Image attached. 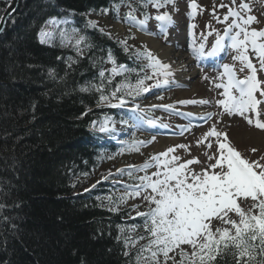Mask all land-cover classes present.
<instances>
[{
	"label": "snow or ice",
	"instance_id": "1",
	"mask_svg": "<svg viewBox=\"0 0 264 264\" xmlns=\"http://www.w3.org/2000/svg\"><path fill=\"white\" fill-rule=\"evenodd\" d=\"M5 4L10 7L11 0H5ZM149 5L156 10L155 16L147 12ZM168 5L179 11L175 7L176 0H136L135 4L133 0H112L111 9L104 8L99 14L119 16L121 7L127 8L120 22L128 25L129 33L133 27L137 31H146L147 22L155 19L158 31L167 43L168 28L174 21L170 12L161 13L160 10ZM188 6L189 20H193L201 6L196 0H190ZM218 7L227 8L222 18L216 15L215 7L212 10L216 22L224 25L222 33L218 29H212L207 35L201 33L197 43L194 32L197 26L189 23V51L193 59L204 61L214 60L226 50H231L234 53L232 60L238 62L240 67L237 69L235 63H222L217 77L212 81L216 89H222L218 94L222 98L217 99L215 104L220 112H208L200 117L205 123L214 121L195 142L196 147L203 146L201 155L204 159L200 156L184 159L177 149H183L191 156V146L180 144L151 155L139 168L128 165L126 169H117L116 175L127 173L136 183L124 186V194L119 201L109 197L108 210L118 212L120 205L127 204L129 199H140L146 206V211H139L140 204L131 206L136 215L129 213V216L133 220L141 218L140 224L118 226L120 234L116 240L123 245L125 264H264V155L256 160L242 156L232 145L227 132L217 127L222 122V116L228 115L239 116L249 126L264 131V79L258 75L264 73V27H254L264 25V15L253 14L250 0H239V3L230 0L229 4L221 3ZM140 8L144 9L141 12L143 19L137 18ZM67 24V19L49 18L37 33L39 42L53 47H71L77 57L83 58L94 45L82 29H69ZM86 26L112 38V33H106L99 27L98 21L89 19ZM205 27L211 26L208 24ZM147 34L155 35L153 32ZM213 34L215 40L208 49L207 40ZM131 39H135V36L129 35L119 43L126 54L132 55L141 64L140 67L130 69L127 65L118 64L113 54L108 52L106 59L101 57L100 62L112 67L98 70V84L91 82L89 86L81 88V91L94 90L99 93L98 105L123 108L128 103V97L135 101L152 89L170 87L176 83L171 63L162 61L145 45L139 49L130 45L128 40ZM75 63L76 59L68 58L69 68ZM129 72L137 73L134 84L127 83L125 74ZM240 73L244 74L242 78ZM49 76L56 79L52 71ZM116 76H124L125 81L110 87ZM204 79L209 80V77L205 76ZM156 98L163 99L160 95ZM177 103L204 106L211 105V100ZM162 107L165 110L173 108L172 105ZM139 111L140 104L136 103L131 109L132 115L122 123L139 128L144 120L136 115ZM147 123L154 125L155 121L148 120ZM92 126L100 134L112 135L116 132L114 122L108 117L93 121ZM184 131L191 129L181 128L180 134L183 135ZM121 143L127 145L122 152H139L146 142ZM214 146L215 151H212ZM251 151L255 153L258 149ZM150 168L155 171L149 173ZM135 172L144 174L135 176ZM4 207V204H0V209ZM3 219L9 220L8 217ZM10 226L16 227L14 223Z\"/></svg>",
	"mask_w": 264,
	"mask_h": 264
},
{
	"label": "trees",
	"instance_id": "2",
	"mask_svg": "<svg viewBox=\"0 0 264 264\" xmlns=\"http://www.w3.org/2000/svg\"><path fill=\"white\" fill-rule=\"evenodd\" d=\"M6 7L0 0V17ZM111 7L112 0H19L0 34V204L5 205L0 264H125L118 226L142 221L130 218V207L108 210V198L119 201L122 194L101 181L107 169L99 170L100 154L121 147L98 144L92 126L105 117L115 122L118 111L98 105L94 90L81 91L99 83L101 57L108 52L118 64L141 66L123 51L120 39L86 26L91 16ZM51 17L71 18L87 34L92 51L79 58L71 47L40 44L37 32ZM69 57L77 60L71 68ZM125 75L127 83H135L136 72ZM122 81L118 76L110 87ZM84 176L100 181L85 191Z\"/></svg>",
	"mask_w": 264,
	"mask_h": 264
},
{
	"label": "rangeland",
	"instance_id": "3",
	"mask_svg": "<svg viewBox=\"0 0 264 264\" xmlns=\"http://www.w3.org/2000/svg\"><path fill=\"white\" fill-rule=\"evenodd\" d=\"M253 7V14L255 15H264V0H250ZM189 3L190 0H180L176 8L179 11H175L172 13L174 23L168 28L167 35V43L165 41V37L158 31V23L154 20H149L146 25V31L141 32L137 31L135 27L132 28L131 33L128 31V27L122 23L112 22L110 19V15L102 16L98 18L99 27L103 28L111 32L112 34L117 35L121 38H127L129 35H134L135 39L129 40V44H135L136 47H140L141 45L147 46L148 49H151L152 52L160 57L162 61L165 63H171L173 71L175 73L176 83L172 86H165L161 88H155L144 94L145 97L142 101H138L140 104V111L136 114L144 118L141 126L148 127V120H153L161 127H173L176 128L177 124L181 122L179 117L170 116V110H165L162 106L164 105H174L179 104L178 101L185 100H200V99H209L211 100V105L201 106L199 104H188L187 106H197L200 108H204L205 111H211L214 113L220 112L215 104L217 99H221L218 94L222 91V89H216L214 87V83L212 82L215 77L218 75V70L211 69L205 70L196 62H199L192 57V53L189 51V44L191 43V37L189 36L188 25L189 23L196 24V28L194 29L195 38L197 43L200 41V34L204 33L207 35L209 31L212 29H216L222 27L221 24H218L216 20L213 18L212 10L213 7L216 8V15L222 16L224 11L227 12V8H219L218 5L221 3L229 4L230 0H196V3L201 6V9L198 11L195 19L189 20ZM7 8V7H6ZM5 11V10H4ZM4 13V12H3ZM2 13V14H3ZM2 16V15H1ZM48 20V19H47ZM45 20V21H47ZM8 21V20H7ZM45 21L41 25H44ZM7 23V22H6ZM210 24L209 27H205ZM6 26V24H5ZM69 29L72 27L66 25ZM255 27H264V25H254ZM148 32H153L155 35H149ZM38 33V32H37ZM38 37V35H37ZM215 38V34L208 37L207 40V48L210 49L213 39ZM148 39H152L157 44L160 45V48L154 50L149 43ZM162 46L171 48L173 50H177V52H181L184 54V58L189 56V60H195V63H191L186 68L189 70H180V64H178V60L176 57L172 58V56L163 57L162 56ZM228 50L224 54H226ZM223 54V55H224ZM232 55L234 53L229 50L228 55L224 57V63L233 64L235 63L237 68L240 67L238 62H234L232 60ZM255 62V61H254ZM112 67L111 64L106 63L105 69H110ZM204 69V70H203ZM192 72V76L187 74ZM194 72V73H193ZM208 76L209 80H205L204 77ZM259 77L264 79V73H259ZM180 81V83H178ZM219 82V81H216ZM191 83V84H190ZM157 95L163 97V99H157ZM153 105L161 106L153 108ZM135 106V104H134ZM134 106H129L131 109ZM183 106V105H182ZM147 109H152V113L146 112ZM215 119V117H214ZM214 121H209L205 126L200 128H195L188 132L181 138H164L156 133V129H153V132H145L140 127L133 128L130 124H121V128L117 130L116 135H114V141L118 140L119 135H128L131 131H133V136L136 138V141H144L146 142L140 147V151H134L133 154H123L116 156L110 162L105 163V167H109L110 172L107 175L113 174L116 175L117 169L127 168L128 165H135L136 168L141 167L149 157L155 153L166 150L168 147L174 145H190L191 146V156H189L183 149H177V153L180 154L184 159H190L193 156H200L201 159L204 157L201 155L203 151V146L200 148L196 147V140L200 139L202 135L209 130L210 125ZM219 130L227 132L229 139L232 145L241 152L242 156L249 158L251 160H256L260 155H264V131L258 130L255 127L249 126L244 119L239 116H222V122L217 125ZM145 137V138H139ZM153 137L155 140L153 141ZM255 148L258 149L257 152L253 153L251 150ZM212 151H215V146ZM199 168V166H194ZM151 169V168H150ZM148 170L149 173L151 170ZM141 175L140 172H138ZM128 180V175H122L121 177L115 178L113 181L116 183H122ZM119 181V182H117ZM140 203L139 199L135 200ZM132 202H128V204H132ZM142 204V203H141ZM144 207V206H142Z\"/></svg>",
	"mask_w": 264,
	"mask_h": 264
},
{
	"label": "bare ground",
	"instance_id": "4",
	"mask_svg": "<svg viewBox=\"0 0 264 264\" xmlns=\"http://www.w3.org/2000/svg\"><path fill=\"white\" fill-rule=\"evenodd\" d=\"M149 40V43H150V46L154 49V50H157L160 48V45L157 44V42H155L154 40L152 39H148ZM161 49V48H160ZM162 56L163 57H168V56H172V58L176 57V60H178V64H180V70H186V72H188L189 70H187L186 68L188 67V65H190L193 60H189V56H187L186 58H184V54L181 53V52H177V50H173L170 48H167V47H163L162 46ZM194 63V62H193ZM189 76H192V72L187 74ZM191 84V83H190Z\"/></svg>",
	"mask_w": 264,
	"mask_h": 264
},
{
	"label": "water",
	"instance_id": "5",
	"mask_svg": "<svg viewBox=\"0 0 264 264\" xmlns=\"http://www.w3.org/2000/svg\"><path fill=\"white\" fill-rule=\"evenodd\" d=\"M19 0H11V6H7L4 13L0 17V34L3 32L5 28V24L7 20L13 16L18 8Z\"/></svg>",
	"mask_w": 264,
	"mask_h": 264
}]
</instances>
